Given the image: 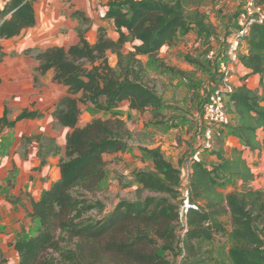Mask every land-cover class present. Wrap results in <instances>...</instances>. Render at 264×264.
Instances as JSON below:
<instances>
[{
	"label": "trees",
	"instance_id": "1",
	"mask_svg": "<svg viewBox=\"0 0 264 264\" xmlns=\"http://www.w3.org/2000/svg\"><path fill=\"white\" fill-rule=\"evenodd\" d=\"M215 1L107 0L104 18L113 22L120 39L124 37V30L128 38L139 43L133 46L132 52L115 51V69L110 68L103 57L106 42L102 35L91 47L77 31L76 45L67 50L52 47L35 55L38 63L35 79L51 71L52 80L67 88L52 116L60 127L69 131L65 137L64 157L59 162L60 179L42 192L39 202L32 204L31 217L38 224L37 232L42 234L19 238L14 244L21 264H83L85 252L96 250L110 232L127 220L136 223L125 230L129 256L135 264H140L138 260L145 255L138 251L137 245L155 247L151 232L160 228L168 210L175 209L173 203L178 202L183 207L181 171L165 161L158 148L146 150L157 174L141 172L136 178L146 188L166 197H146L137 202L121 200L111 212L99 201L91 202L86 193L104 176L103 155L126 152L123 137L128 132L119 119L94 120L77 127L80 115L77 103H90L115 116L118 114L114 110L122 101H127L131 110L160 112L165 104L140 57L155 56L164 46L172 45L179 31L183 34L195 31L209 41L216 31L207 22L202 8ZM257 1L264 7V0ZM3 2L0 40L15 38L35 25V0ZM245 44L246 53L239 56V61L252 74L263 75L264 21L251 27ZM3 56L0 43V60ZM97 60L100 63L94 66ZM82 62L91 65L89 72L83 71ZM78 94L79 101L76 100ZM100 98H104L103 105L98 102ZM226 109L232 117L226 129L234 133L245 148L261 150L264 139L260 142L258 135L264 134V92L258 95L245 86L236 88L228 96ZM40 116L35 111L24 110L16 121ZM1 124H7L4 118ZM32 141L39 144L37 156L41 165L49 155L55 156L58 152L51 138L33 135L23 143ZM212 154L217 162L209 166L200 160L191 161L187 200L195 208H189L184 218L181 214L175 215L177 221L186 222L183 252L174 253L175 257L181 256V261L162 259L158 264H264V190L250 187L254 175L240 151L232 150L227 158L219 146ZM228 188L231 191L226 192ZM92 212L102 213L104 217L95 219ZM51 224L75 243L71 248L56 249L57 257L54 254L40 256ZM218 236L223 238L220 243L216 241ZM226 246H229L227 253ZM169 250L173 252L172 248Z\"/></svg>",
	"mask_w": 264,
	"mask_h": 264
},
{
	"label": "rangeland",
	"instance_id": "2",
	"mask_svg": "<svg viewBox=\"0 0 264 264\" xmlns=\"http://www.w3.org/2000/svg\"><path fill=\"white\" fill-rule=\"evenodd\" d=\"M106 3L107 0H95L93 4H89L91 17L78 18L80 23L78 32L91 47L97 43L98 36L102 35L106 42L103 46V57L109 67L115 69V51L120 50L126 54L132 52L133 46L139 43L128 38L124 30H122L124 37L120 39V34L116 31L113 22L102 15ZM237 11L238 0H216L214 4L202 8L207 22L216 30L214 37L209 39L213 42L195 31L187 34L179 31L172 45L161 48L155 56L140 57L152 79L154 89L165 104L160 112L154 113L150 109L135 111L123 104L118 110L117 108L114 110V113L118 114L115 116L110 111L94 108L90 103H77L80 109L77 127H83L94 120L106 122L119 119L128 132L123 137L127 145L126 152L103 155L106 164L104 176L91 192L86 193L91 202L99 201L106 211L111 212L121 200L137 202L146 197H166L164 194L146 188L136 178V174L141 172L157 174L154 162L146 150L158 148L165 161L181 171L182 191L183 187L188 185L190 165L195 155L198 160L200 159L208 166L214 163L210 157L213 156L214 150L222 146V132L226 128L214 127L211 148L204 147L205 123L200 113L204 100V85L215 84L219 74L218 59L209 60L207 55L209 51H215V47L218 46V57L223 58V52L225 53L227 47L226 39L231 33ZM28 53L35 58L39 52L31 50ZM99 63L100 60L95 61L94 66H98ZM82 65L83 71H90L91 65L88 62H82ZM47 73L53 75L51 71ZM76 100H80V94L76 96ZM98 102L103 105L104 98H100ZM63 157L64 149L58 147V152L54 156L58 169ZM251 165L256 166V164ZM253 172L256 180L250 187L264 190V179H260L263 178L264 170L256 168ZM159 177L164 179L161 175ZM229 191L231 188L226 190V192ZM173 205L176 206L175 209L168 210L160 228L151 232L155 247L137 245L138 251L145 254L138 260L140 264H158L162 259L175 261L177 258V263L181 261V256L175 257L174 253L180 250L183 252L186 222L180 219L177 221L175 218V215L181 212L180 203H173ZM91 215L95 219L104 217L102 213L96 212H92ZM134 225L136 223L131 220L118 225L99 243L96 250L85 252L83 264H135V260L129 256L125 231L127 227ZM48 229L47 234H44L47 242L40 256L54 254L57 257L56 249L73 247L75 241L60 229L52 224ZM37 231L36 235L41 233ZM35 234L19 236L17 239L33 237ZM216 241L220 243L223 238L218 236ZM169 248H172L173 252ZM228 250L229 246H226L225 253ZM17 255L18 259L14 264H21L18 252ZM7 263V260L0 255V264Z\"/></svg>",
	"mask_w": 264,
	"mask_h": 264
},
{
	"label": "crops",
	"instance_id": "3",
	"mask_svg": "<svg viewBox=\"0 0 264 264\" xmlns=\"http://www.w3.org/2000/svg\"><path fill=\"white\" fill-rule=\"evenodd\" d=\"M94 1L35 0V25L15 38L0 40L4 54L0 60V120L4 118L7 122L0 125V255L7 264L17 262L18 255L13 247L17 238L34 235L38 230V224L31 217L32 204L39 202L42 192L49 190L60 177L54 156L49 155L41 165L37 156L39 144L36 141L24 144L23 140L41 135L53 139L57 147L64 149L69 131L60 127L52 116L67 88L54 82L48 73L35 79L38 63L28 52H42L52 47L67 50L76 45L80 26L77 13L90 18L89 4ZM3 4L0 0V9ZM105 11L106 7L103 17ZM218 48L215 47L216 52ZM229 68V83L233 89L245 86L258 95L264 92V73L252 74L239 60L231 63ZM211 84L204 85V98ZM123 104L129 108L128 102L122 101L117 110ZM24 110L35 111L41 116L16 121ZM222 134L225 156L230 157L232 150L240 151L254 175V183L253 169L264 170V145L259 151H250L234 133L226 129ZM263 139L264 134L260 133L258 140L262 142ZM210 159L217 162L215 156ZM260 179H264V174Z\"/></svg>",
	"mask_w": 264,
	"mask_h": 264
},
{
	"label": "built area",
	"instance_id": "4",
	"mask_svg": "<svg viewBox=\"0 0 264 264\" xmlns=\"http://www.w3.org/2000/svg\"><path fill=\"white\" fill-rule=\"evenodd\" d=\"M264 21V7L260 5L257 0H238V11L236 12L231 28V33L226 39V50L223 52L222 57H218L216 51L208 52V59H218V76L215 84H212L211 89L206 94L202 105L200 107L201 119L205 123L204 128V147L211 148V140L214 127L226 128L231 124V117L226 109V102L228 96L233 92V88L229 81L231 78V70L229 65L237 62L239 56L246 53L245 39L249 30L254 25H259ZM2 21H0V24ZM198 161L197 156L193 157ZM188 182V179H187ZM183 185V184H182ZM182 191L184 205L181 208V217H185L189 208L195 206L188 203V190L183 187Z\"/></svg>",
	"mask_w": 264,
	"mask_h": 264
}]
</instances>
